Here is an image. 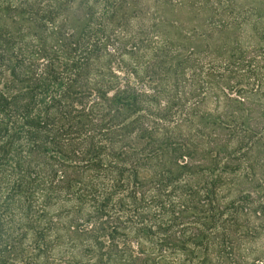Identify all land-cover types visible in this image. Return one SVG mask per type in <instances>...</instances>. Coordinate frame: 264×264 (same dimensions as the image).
<instances>
[{"label": "trees", "instance_id": "1", "mask_svg": "<svg viewBox=\"0 0 264 264\" xmlns=\"http://www.w3.org/2000/svg\"><path fill=\"white\" fill-rule=\"evenodd\" d=\"M0 264H264V0H0Z\"/></svg>", "mask_w": 264, "mask_h": 264}]
</instances>
